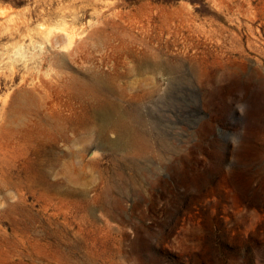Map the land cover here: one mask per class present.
Wrapping results in <instances>:
<instances>
[{"label":"rangeland","instance_id":"rangeland-1","mask_svg":"<svg viewBox=\"0 0 264 264\" xmlns=\"http://www.w3.org/2000/svg\"><path fill=\"white\" fill-rule=\"evenodd\" d=\"M0 264H264V0H0Z\"/></svg>","mask_w":264,"mask_h":264},{"label":"bare ground","instance_id":"bare-ground-1","mask_svg":"<svg viewBox=\"0 0 264 264\" xmlns=\"http://www.w3.org/2000/svg\"><path fill=\"white\" fill-rule=\"evenodd\" d=\"M153 63L156 64V61H153ZM144 64V63H143ZM97 112H100L99 108L97 109ZM29 121V120H28ZM16 131V130H15ZM90 152V151H89Z\"/></svg>","mask_w":264,"mask_h":264}]
</instances>
